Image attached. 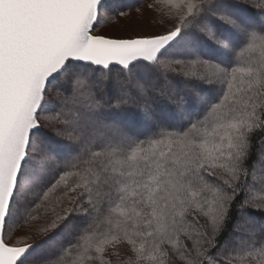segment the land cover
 Segmentation results:
<instances>
[{
	"label": "snow or ice",
	"instance_id": "obj_1",
	"mask_svg": "<svg viewBox=\"0 0 264 264\" xmlns=\"http://www.w3.org/2000/svg\"><path fill=\"white\" fill-rule=\"evenodd\" d=\"M144 4L158 30L111 34ZM245 50L258 54L241 63ZM177 78L213 95L186 124L157 116L135 135ZM256 132L264 0H0V264H264ZM234 212L244 231H228Z\"/></svg>",
	"mask_w": 264,
	"mask_h": 264
},
{
	"label": "trees",
	"instance_id": "obj_2",
	"mask_svg": "<svg viewBox=\"0 0 264 264\" xmlns=\"http://www.w3.org/2000/svg\"><path fill=\"white\" fill-rule=\"evenodd\" d=\"M140 0H128V3H139ZM152 0H148V3H151ZM147 5L144 4L141 8V11L144 12L143 16H139L137 13L133 12L128 20L134 19L141 22L135 23L138 27L136 29L140 30H158L154 21L152 20V16L154 13H149L147 10ZM137 15V16H136ZM246 16H251L256 20H259L261 17L258 11H246ZM118 25L121 21L125 19L117 18ZM123 25V23H121ZM133 24V25H135ZM129 27H133L128 25ZM127 26V27H128ZM111 34H121L119 30H111ZM207 55L210 58L215 60L224 59V54L217 49H207ZM257 52L253 51H242L240 53V62H247L248 59L253 58ZM166 96L161 100H157L155 104L152 105V110L156 114L149 115L145 120H138L135 127H133L132 131L135 135L143 137V135L148 131L149 125L153 119H156L157 116L162 118L166 123L171 124L173 126H180L181 124H186L189 116L195 115L199 111L202 110L204 106V102L213 95L211 89L207 88L204 85H197L194 83H185L180 81L179 78L170 81L168 87L165 89ZM49 104L45 116H54L58 112V101L56 97L55 90L49 94L48 97ZM135 111L138 113H143L145 111L144 106L137 105ZM53 125H49L46 121H41V132L39 134L41 140H51L55 136ZM264 137V132H256L252 137V149H251V158L248 161L249 166V175H248V184L252 185L254 188L259 189L261 185H264V159H261L260 153L264 151V140L261 138ZM253 162H256L255 168L253 169L251 165ZM253 176L255 180H253ZM261 179H258V178ZM74 195V194H73ZM258 202V201H257ZM257 215H259L257 213ZM248 220L247 215H242L239 213H233L232 224L229 225L228 231H232V225H237L240 231H244L246 227V222ZM203 219H201V223H203ZM21 231H24L23 229ZM233 239H238L239 237L233 234ZM65 239V235L62 233L60 235L50 234V239L48 240V245H56L63 242ZM45 240V237L42 235H34L32 239L28 242L33 244H39L41 241ZM45 247V246H42ZM127 246H121L122 257L123 258V250ZM114 251V249H109V252ZM115 262V257H112Z\"/></svg>",
	"mask_w": 264,
	"mask_h": 264
},
{
	"label": "rangeland",
	"instance_id": "obj_3",
	"mask_svg": "<svg viewBox=\"0 0 264 264\" xmlns=\"http://www.w3.org/2000/svg\"><path fill=\"white\" fill-rule=\"evenodd\" d=\"M136 16H137V15H136ZM131 17H133V16H131ZM137 21H138V22H141L140 20H137L136 17H135L134 19H130V20L125 19L124 21H121V22L119 23V25L117 26V28H114L113 30H119L120 27H127L128 25L133 26V27H129V26H128L129 28H138V27H136L137 25L135 24V23H137ZM121 23H123V25H122ZM133 24H135V25H133ZM137 24H138V23H137ZM258 179H261V178L259 177Z\"/></svg>",
	"mask_w": 264,
	"mask_h": 264
},
{
	"label": "water",
	"instance_id": "obj_4",
	"mask_svg": "<svg viewBox=\"0 0 264 264\" xmlns=\"http://www.w3.org/2000/svg\"><path fill=\"white\" fill-rule=\"evenodd\" d=\"M33 244V243H32Z\"/></svg>",
	"mask_w": 264,
	"mask_h": 264
}]
</instances>
